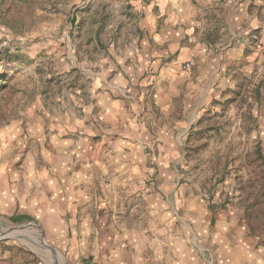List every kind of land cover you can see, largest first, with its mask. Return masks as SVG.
Listing matches in <instances>:
<instances>
[{
    "label": "rangeland",
    "instance_id": "rangeland-1",
    "mask_svg": "<svg viewBox=\"0 0 264 264\" xmlns=\"http://www.w3.org/2000/svg\"><path fill=\"white\" fill-rule=\"evenodd\" d=\"M138 2L0 0V264H264V70L127 79Z\"/></svg>",
    "mask_w": 264,
    "mask_h": 264
},
{
    "label": "crops",
    "instance_id": "crops-1",
    "mask_svg": "<svg viewBox=\"0 0 264 264\" xmlns=\"http://www.w3.org/2000/svg\"><path fill=\"white\" fill-rule=\"evenodd\" d=\"M138 4L141 12L139 29L152 32H149L143 50L137 46L136 50L131 49L132 53L125 56L128 64L125 68L131 73L127 79H132L131 75L134 73L142 77L148 67H153L161 82L168 80L170 85H175L185 78V81L195 86L194 81L188 79L192 67L184 70L181 61L201 55L200 49L204 52L211 51L218 46V41L223 44L226 65L219 63L214 70L225 69L232 61L244 58L245 48L250 50L252 69L264 70V0H139ZM150 39L153 40V45ZM191 63L194 69L200 68L199 64ZM199 75L201 76L200 72ZM96 89L97 92L100 91L99 88ZM173 90H170L171 102ZM107 94L109 95L98 99L97 106L105 109L110 107L109 112L112 113L115 100L110 93ZM170 108L175 109V106ZM86 150L92 156L97 153L95 146H87ZM58 160L62 161L60 157ZM97 236L105 239L104 248L111 240L112 232L101 229ZM238 239L241 245L255 243L256 240L246 236ZM241 255L243 256L236 264H256L257 256L250 257L249 253Z\"/></svg>",
    "mask_w": 264,
    "mask_h": 264
},
{
    "label": "built area",
    "instance_id": "built-area-1",
    "mask_svg": "<svg viewBox=\"0 0 264 264\" xmlns=\"http://www.w3.org/2000/svg\"><path fill=\"white\" fill-rule=\"evenodd\" d=\"M191 67H192V63L189 62V61H187V62L185 63V69H186V70H189Z\"/></svg>",
    "mask_w": 264,
    "mask_h": 264
},
{
    "label": "bare ground",
    "instance_id": "bare-ground-1",
    "mask_svg": "<svg viewBox=\"0 0 264 264\" xmlns=\"http://www.w3.org/2000/svg\"><path fill=\"white\" fill-rule=\"evenodd\" d=\"M34 230H36L37 232H39V230L37 229V227H36V225H34L33 223H32V225H30ZM6 233V232H5Z\"/></svg>",
    "mask_w": 264,
    "mask_h": 264
},
{
    "label": "trees",
    "instance_id": "trees-1",
    "mask_svg": "<svg viewBox=\"0 0 264 264\" xmlns=\"http://www.w3.org/2000/svg\"><path fill=\"white\" fill-rule=\"evenodd\" d=\"M2 85H5V84H2Z\"/></svg>",
    "mask_w": 264,
    "mask_h": 264
},
{
    "label": "water",
    "instance_id": "water-1",
    "mask_svg": "<svg viewBox=\"0 0 264 264\" xmlns=\"http://www.w3.org/2000/svg\"><path fill=\"white\" fill-rule=\"evenodd\" d=\"M35 225V224H34ZM1 238V237H0Z\"/></svg>",
    "mask_w": 264,
    "mask_h": 264
}]
</instances>
